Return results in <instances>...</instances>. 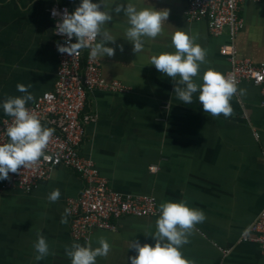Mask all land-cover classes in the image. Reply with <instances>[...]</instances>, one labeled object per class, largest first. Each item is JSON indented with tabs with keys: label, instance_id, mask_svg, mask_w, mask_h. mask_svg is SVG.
<instances>
[{
	"label": "crops",
	"instance_id": "obj_1",
	"mask_svg": "<svg viewBox=\"0 0 264 264\" xmlns=\"http://www.w3.org/2000/svg\"><path fill=\"white\" fill-rule=\"evenodd\" d=\"M127 3L138 10L166 8L169 17L162 33L154 39L143 37V50L135 54L125 37L127 17L112 13L104 28L116 41L105 46L114 48L115 55L97 59L103 80L120 83L127 91L88 95L84 113L95 120L85 127L80 154L94 163L112 191L152 195L158 207L183 200L202 210L205 221L195 226L180 249L193 264H264L257 245L240 241L264 209L262 91L241 81L237 87L246 92L231 99L233 115L213 118L204 113L199 93L193 94L191 104H184L173 91L172 78L147 65L153 56L175 52L171 36L176 31L196 37L195 43L206 50L207 63L193 78L197 84L203 83L201 77L208 69L223 75L230 70L229 60L220 54L221 47L230 43L237 58L264 65V0L242 1L243 24L234 41L228 30L215 36L206 20H188L184 0H103L101 10L110 12L116 4ZM55 4L71 13L80 0H0V105L7 97L24 95L17 91L18 83L31 84L28 91L35 99L26 107L53 91L58 62L48 11ZM5 117L0 107V121ZM5 181H0V264H71L65 247L86 242L71 238L68 216L66 224L60 220L66 201L80 195L81 178L59 166L28 195L5 186ZM55 189L61 195L53 203L47 197ZM158 217L127 216L116 221L112 231L94 230L89 239L93 248L100 246L101 238L111 245L107 257H97L96 264H130L128 257L136 255L129 248L132 241L154 246L150 234L156 231ZM37 233L54 253L39 261L33 248Z\"/></svg>",
	"mask_w": 264,
	"mask_h": 264
},
{
	"label": "clouds",
	"instance_id": "obj_2",
	"mask_svg": "<svg viewBox=\"0 0 264 264\" xmlns=\"http://www.w3.org/2000/svg\"><path fill=\"white\" fill-rule=\"evenodd\" d=\"M114 3V0H113ZM103 0L93 3L92 0H80V4L71 13L64 9L62 13L53 10V16H61L56 23L55 34L66 37L63 44L57 43V51L69 56L78 55L82 49H90L91 59L112 57L115 49L105 46L115 43L116 38L104 28L112 21V13L127 17L125 32L126 40L133 45L132 51L136 54L144 47L143 37L156 38L162 33V25L168 20L169 10H156L153 7L137 9L133 4H116L110 12L101 10ZM75 38V43H72ZM196 37H190L182 31H176L171 36V46L174 53H161L151 57L149 64L156 70L172 78L175 82L174 93L184 104L193 102V94L199 93L198 101L204 113H209L213 118L221 114L227 119L233 115L231 99L239 93L243 96L245 89H238L234 76H225L215 70H206L201 79L202 84L194 82L201 65L207 63L206 50L195 43ZM120 51L123 46L118 45ZM179 76V80L176 78ZM24 84H17L18 92L22 96L7 97L0 105L5 115L12 118V123L7 127L5 135L9 142L0 144V181L9 180V173H18L22 167H32L45 155V149L53 136L54 129L43 127L39 118L31 113L26 104L35 97L29 93ZM59 189L53 190L48 195L50 202L60 198ZM69 209H65L60 223H67ZM206 219L202 210L190 208L185 201H166L159 205V217L156 221V231L150 234L155 240L154 246L141 245L138 241L130 242L129 248L134 249L135 256H130V264H193L186 259L180 249L189 242L188 237L195 230L197 224ZM99 247L93 248L91 242L85 245L73 243L65 247V254L70 258L71 264H96L97 257H107L111 250L109 242L101 238ZM36 251L35 259L42 260L50 254L46 238L37 233V240L33 244Z\"/></svg>",
	"mask_w": 264,
	"mask_h": 264
},
{
	"label": "built area",
	"instance_id": "obj_3",
	"mask_svg": "<svg viewBox=\"0 0 264 264\" xmlns=\"http://www.w3.org/2000/svg\"><path fill=\"white\" fill-rule=\"evenodd\" d=\"M242 1L184 0L187 5L186 17L190 21L206 20L210 32L215 36L228 30L234 41L243 24L240 16ZM64 9L67 8L55 4L48 11L56 45L63 44L66 37L55 34V26L61 16H53L52 12L55 10L62 13ZM75 42L73 38L72 43ZM56 52L58 64L53 91L43 93L32 105L26 107L39 118L44 127L54 129L45 149V155L49 158L42 157L32 167H21L18 173H9L10 179L4 184L28 195L38 182L48 179L59 166L75 172L81 178L83 188L77 198L66 201V209L70 210L69 231L74 241L88 242L94 230L112 231L120 218L154 216L159 214V207L152 195L133 196L112 191L106 179L99 175L94 163L79 152L85 127L95 120L91 114L84 113L88 95L94 91L124 93L126 88L120 83L103 80L99 61L90 58V49H82L74 56L60 54L57 47ZM220 54L230 63V70L225 76H234L237 85L247 81L259 88L264 96V65L237 58L233 43L221 47ZM243 116L248 118L245 110ZM11 123L12 118L9 116L0 121V144L7 143L9 138L5 132ZM155 169V166H150V170ZM240 241L257 245L264 256V209L241 234Z\"/></svg>",
	"mask_w": 264,
	"mask_h": 264
}]
</instances>
